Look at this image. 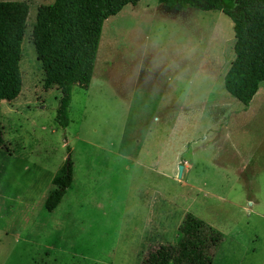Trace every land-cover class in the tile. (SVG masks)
Here are the masks:
<instances>
[{
    "label": "rangeland",
    "instance_id": "374dc122",
    "mask_svg": "<svg viewBox=\"0 0 264 264\" xmlns=\"http://www.w3.org/2000/svg\"><path fill=\"white\" fill-rule=\"evenodd\" d=\"M53 1L0 0L28 5L20 92L0 102V264H142L177 244L187 213L223 235L212 264H264V82L248 107L225 92L230 19L157 0L123 7L103 23L62 129L32 43ZM68 161L72 183L48 213Z\"/></svg>",
    "mask_w": 264,
    "mask_h": 264
},
{
    "label": "trees",
    "instance_id": "16d2710c",
    "mask_svg": "<svg viewBox=\"0 0 264 264\" xmlns=\"http://www.w3.org/2000/svg\"><path fill=\"white\" fill-rule=\"evenodd\" d=\"M139 0H54L40 6L32 28V43L41 67L44 90L60 93L55 122L65 129L74 87L87 90L91 81L103 23ZM168 10L221 11L232 22L234 60L223 78L225 92L248 107L264 82V0H157ZM28 5L0 2V102L20 92V47L26 29ZM4 141L0 129V149ZM72 183L68 162L51 179L44 210L53 212ZM176 245L150 249L142 264H212L223 235L187 213L179 226Z\"/></svg>",
    "mask_w": 264,
    "mask_h": 264
},
{
    "label": "water",
    "instance_id": "95a60500",
    "mask_svg": "<svg viewBox=\"0 0 264 264\" xmlns=\"http://www.w3.org/2000/svg\"><path fill=\"white\" fill-rule=\"evenodd\" d=\"M69 162V161H68ZM182 175V166L179 167V174H178V179L181 178Z\"/></svg>",
    "mask_w": 264,
    "mask_h": 264
}]
</instances>
